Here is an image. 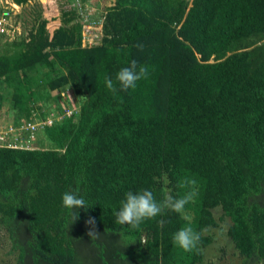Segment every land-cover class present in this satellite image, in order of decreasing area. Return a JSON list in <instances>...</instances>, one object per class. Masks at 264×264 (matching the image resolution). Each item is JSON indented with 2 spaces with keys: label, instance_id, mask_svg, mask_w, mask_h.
<instances>
[{
  "label": "trees",
  "instance_id": "16d2710c",
  "mask_svg": "<svg viewBox=\"0 0 264 264\" xmlns=\"http://www.w3.org/2000/svg\"><path fill=\"white\" fill-rule=\"evenodd\" d=\"M79 15L65 11L51 34L43 22L0 34V110L8 88L15 124L67 86L80 102L46 124L51 147H0V229L16 264H208L216 207L238 264H264V0H115L101 43L86 46ZM133 60L148 74L124 90L115 77ZM185 178L197 195L183 214L114 222L127 192L179 198ZM68 191L91 206L75 221ZM189 223L201 240L185 252L173 235Z\"/></svg>",
  "mask_w": 264,
  "mask_h": 264
},
{
  "label": "rangeland",
  "instance_id": "374dc122",
  "mask_svg": "<svg viewBox=\"0 0 264 264\" xmlns=\"http://www.w3.org/2000/svg\"><path fill=\"white\" fill-rule=\"evenodd\" d=\"M115 0H27L23 5L16 4L13 0H0V15L10 12L9 23L14 24L19 37L28 36L31 30L37 31L43 22L51 34L56 27L65 24L64 12L77 8L79 10L78 21L82 22V44L97 45L103 37L104 10ZM191 1V0H190ZM15 4L17 6H15ZM0 35V49L3 41ZM18 37V36H17ZM5 101L0 110V131L5 144L25 146L31 148L51 147V143L45 134L46 124H51L76 112L79 108V98L74 94L70 86L53 91L51 96L41 103V113L33 111L29 120L15 124L16 111L11 102V91L4 90ZM42 112L47 117L42 119ZM186 213V212H185ZM218 226L206 231L211 234L214 241L204 248V261L208 264H238L240 257L236 250L228 229L231 221L223 216L221 207L213 209ZM17 255L11 252V242L6 231L0 229V264H16Z\"/></svg>",
  "mask_w": 264,
  "mask_h": 264
},
{
  "label": "clouds",
  "instance_id": "9594fccd",
  "mask_svg": "<svg viewBox=\"0 0 264 264\" xmlns=\"http://www.w3.org/2000/svg\"><path fill=\"white\" fill-rule=\"evenodd\" d=\"M148 69L139 67L137 61L133 60L129 66L121 68L116 74V81L124 90L135 88L136 84L142 78H146ZM106 86L111 91H116L114 82L111 78H106ZM197 180L194 178H185L181 181L180 186L188 189L185 194L179 198L168 195L163 201L158 202L150 190H141L139 192L129 191L125 194V199L121 202V206L114 213L115 223L120 225H128L132 229H138L140 224L148 219H153L160 215L164 209H170L176 213H184L185 206L189 204L197 195ZM62 206L69 210H75L73 213L74 221L79 218L78 209H87L86 201L78 192L68 191L61 196ZM161 224L163 221L160 222ZM86 226L91 225V229L86 233L90 239L98 238L100 233L95 230V219L89 217L85 221ZM201 235L191 224L180 228L173 235V241L183 251L191 252L197 249L200 243Z\"/></svg>",
  "mask_w": 264,
  "mask_h": 264
},
{
  "label": "built area",
  "instance_id": "2783aa9c",
  "mask_svg": "<svg viewBox=\"0 0 264 264\" xmlns=\"http://www.w3.org/2000/svg\"><path fill=\"white\" fill-rule=\"evenodd\" d=\"M15 6H17L15 4ZM10 12L6 11L0 15V34L5 35L11 39L16 38L18 35H15L18 31V28L14 24L9 23V17ZM1 134H3L0 131V147L2 146H9V147H15L13 144H5L3 137H1Z\"/></svg>",
  "mask_w": 264,
  "mask_h": 264
}]
</instances>
